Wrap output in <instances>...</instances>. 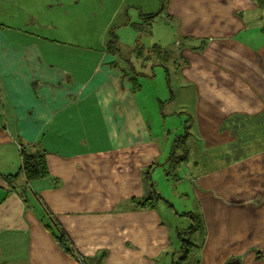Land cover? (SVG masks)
I'll use <instances>...</instances> for the list:
<instances>
[{
    "label": "crops",
    "instance_id": "crops-1",
    "mask_svg": "<svg viewBox=\"0 0 264 264\" xmlns=\"http://www.w3.org/2000/svg\"><path fill=\"white\" fill-rule=\"evenodd\" d=\"M32 1L0 0V17L15 11L0 18V264H80L52 231L64 232L88 264H172L178 228L148 198L144 169L160 149L132 76L107 44L93 63L87 51L55 44L39 29L57 23L42 13L65 2L35 9ZM114 5L110 21L121 2ZM25 8L27 25L6 31ZM164 13L184 44L179 70L196 97L207 157L202 171L196 161L191 167L205 235L197 264H264V0H166ZM189 138L181 139L188 157ZM35 149L49 176L28 182L11 166Z\"/></svg>",
    "mask_w": 264,
    "mask_h": 264
},
{
    "label": "rangeland",
    "instance_id": "rangeland-1",
    "mask_svg": "<svg viewBox=\"0 0 264 264\" xmlns=\"http://www.w3.org/2000/svg\"><path fill=\"white\" fill-rule=\"evenodd\" d=\"M39 1L41 4H38ZM44 1L46 3V0H36L39 6ZM50 1L56 3L57 6L61 3L60 0ZM63 1L65 5L58 12L42 13L46 24L55 21L57 27L39 29L40 32L54 40L56 39L57 43L55 44L67 45L76 53L87 51L93 59L92 63L95 61L93 55L99 57L104 54L106 44L111 38L110 32L113 36H117L116 44L113 47L120 51L117 56L118 64L135 78L133 81L135 100L139 103L144 114L148 131L156 138L157 141L155 142L160 149L153 163L144 169L145 180L151 186L148 198L153 201H160L159 207H161L164 217L167 218L173 213L169 222L178 228L174 232L179 247L176 262L184 261L179 259L185 255L184 240H191L194 242L193 253L183 264H197L198 250L205 235L199 216L196 191L191 182L194 174L191 167L196 161L199 164L195 170L196 174L202 171V162L207 157L201 154L203 145L196 133L193 121V105L196 97L192 87L184 81L179 70L182 61L178 58L177 51L184 44L176 34L171 21L168 20L167 14L164 13L166 17L163 15L165 8L161 9L162 0H160L161 4L158 8L145 4L143 0H140L139 5L129 7L127 0H119L121 5L114 14L112 21L110 19L116 7L114 5L116 0ZM36 2H30L31 5H35V9L37 7ZM10 9L12 10L10 13L5 11L7 15L14 14V9ZM35 9L33 14H36ZM24 10L26 8L17 9L16 12L20 16L14 21L5 23L9 27L6 31L16 30L11 29V26L27 25L25 20H28V14H25ZM6 14L1 13L0 18H5ZM152 14V19H148L147 16ZM29 23L33 24L32 22ZM22 28L29 32L36 30L30 27ZM181 110L184 113H180ZM224 128L225 126L222 130ZM185 134H189L190 137L187 142L190 151L189 161L185 162V160L179 164L166 161L173 152L176 157L185 154L186 149L183 147V142L180 141ZM237 140L247 142L245 138H238ZM39 151L44 154L42 150ZM216 165L217 163L212 162L205 165L204 168L210 169ZM11 167L13 169L20 168L18 174L24 176L20 156L18 167ZM11 176L16 175L11 173ZM167 197L169 198L168 202ZM172 206L175 207V210H172ZM175 211L179 215L176 218ZM193 216H197L196 220ZM194 222L197 228L193 233L189 228ZM70 253L80 264H88L82 253L74 250ZM79 255L81 260H79Z\"/></svg>",
    "mask_w": 264,
    "mask_h": 264
},
{
    "label": "trees",
    "instance_id": "trees-1",
    "mask_svg": "<svg viewBox=\"0 0 264 264\" xmlns=\"http://www.w3.org/2000/svg\"><path fill=\"white\" fill-rule=\"evenodd\" d=\"M165 7H166V0H162L161 9L163 10ZM152 17H153V14L147 16V18L150 20L152 19ZM109 36H111V38L107 45L109 49L112 51V53L118 56L120 51L113 47L116 44L117 36L115 35L113 36L112 32H110ZM131 80L134 81L135 78L132 77ZM237 121L238 120L236 117H231L228 119L226 124L233 127L235 126ZM180 141L184 142L183 140H180ZM185 151H186L185 154L181 156H177V157L175 153H171L170 160L173 161L174 164H179L180 162L186 160L188 158V155H187V150ZM22 169H23L24 176L28 182L43 179L49 176V172H48V168H47V164L45 160V155L38 151L32 152L31 150H22ZM149 200H146L145 202L142 203L143 207L149 205V202H150ZM196 217L197 216H193L194 220H196ZM196 228L197 226H195V222H194L189 229L192 230L194 233ZM52 233L65 251L69 253L72 252L71 248L69 247V243H68L67 237L64 232L56 233L52 231ZM184 241H185L184 246L186 248V251L184 252L185 255L179 258L180 261L186 260L187 257L190 255V253L193 251L192 246L194 242H192L191 240H184ZM183 263H184L183 261H181L180 263H177L176 261L172 262V264H183Z\"/></svg>",
    "mask_w": 264,
    "mask_h": 264
},
{
    "label": "water",
    "instance_id": "water-1",
    "mask_svg": "<svg viewBox=\"0 0 264 264\" xmlns=\"http://www.w3.org/2000/svg\"><path fill=\"white\" fill-rule=\"evenodd\" d=\"M100 260H101V257H100V259L97 260L96 264H99V263H100ZM227 264H234V262L231 261V262H229V263H227ZM236 264H238V263H236Z\"/></svg>",
    "mask_w": 264,
    "mask_h": 264
},
{
    "label": "built area",
    "instance_id": "built-area-1",
    "mask_svg": "<svg viewBox=\"0 0 264 264\" xmlns=\"http://www.w3.org/2000/svg\"><path fill=\"white\" fill-rule=\"evenodd\" d=\"M81 255H82V254H81ZM79 260H81V259H80V255H79Z\"/></svg>",
    "mask_w": 264,
    "mask_h": 264
}]
</instances>
